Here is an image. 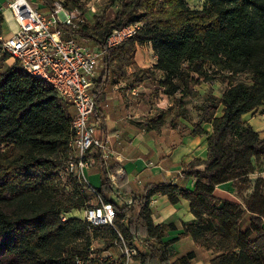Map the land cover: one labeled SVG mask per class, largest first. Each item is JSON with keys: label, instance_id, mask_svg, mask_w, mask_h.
I'll use <instances>...</instances> for the list:
<instances>
[{"label": "trees", "instance_id": "obj_1", "mask_svg": "<svg viewBox=\"0 0 264 264\" xmlns=\"http://www.w3.org/2000/svg\"><path fill=\"white\" fill-rule=\"evenodd\" d=\"M41 1L54 9L55 0ZM61 1L66 8L86 10L83 0ZM119 1L113 18L96 15L92 29L83 24L66 26L67 31L106 47L115 28L142 22L138 34L106 47L104 68L110 71L113 65L124 74L125 66L136 65L137 47L150 42L157 55L153 67L136 65L133 73L121 75L138 84L160 70L168 95L182 87L183 95L169 108L175 114L173 126L187 111L183 96L201 80L225 74L226 88L218 101L197 107L191 131L204 133L202 124L212 123L207 158L194 159L183 169L186 177L196 178L193 187L161 181L133 189L126 176L111 180L119 166L106 162L95 148L91 156L102 177L98 189L115 206L114 225L90 226L78 216L63 219L62 213L83 209L91 199L74 173L59 176L71 154L74 105L18 60L8 63L7 56H0V264H77V257L87 259L123 242L137 248L135 240L144 247L140 264H193L195 250L170 259L175 251L164 236L175 225L154 222L150 201L155 193L166 194L172 203L181 197L190 201L194 219L184 224L182 235L211 250V264H264V176L254 181L244 204L215 193L216 185L230 180L244 187L253 172L264 169V137L243 118L264 103V0H204L201 8L188 0ZM105 86L97 81L93 91L97 107L92 118L103 132L99 104ZM219 104L222 114L217 115ZM113 191L130 192L132 201L111 198ZM97 241L102 244L95 246ZM92 258V264H100Z\"/></svg>", "mask_w": 264, "mask_h": 264}, {"label": "crops", "instance_id": "obj_2", "mask_svg": "<svg viewBox=\"0 0 264 264\" xmlns=\"http://www.w3.org/2000/svg\"><path fill=\"white\" fill-rule=\"evenodd\" d=\"M34 1L40 4L39 6H44L38 0ZM5 22L11 27L5 35L16 31L17 23L8 6V0H0L1 34H3L2 27ZM135 61L138 67H153L157 61V55L150 42L137 47ZM136 65L125 66L124 74L113 65L110 71H105L104 66L97 70L95 86L97 81L101 85H106L104 97L99 104L105 117L106 131L97 130V135L104 137L110 149L105 161L118 165V169L123 171L122 176L127 177L133 189L147 183L161 181H175L180 185L193 187L196 178L186 177L183 169L194 159L207 158L208 136L212 132L213 125L211 122H204L202 127L206 132L192 133L198 114L188 105H186V113L176 120V125H171L175 114L169 108L174 104V97L179 95L163 96V100H160L158 87L161 88V85L159 83L154 85V79L150 78L137 84L133 78L123 77L133 73ZM153 71L157 72L155 76L159 81L163 72ZM261 108L263 113L252 115L248 112L243 115V118L264 137V104L260 106ZM220 114L222 111L217 113V115ZM88 172V180L96 187H100L102 177L95 158ZM257 175L264 176V169L252 173V179ZM236 187L234 180L226 181L216 185L215 193L220 197L240 200L235 195ZM110 196L121 202L132 201L130 192L113 191ZM150 208L155 223L172 222L175 225L169 228L164 236L165 241H171L170 248L179 255L195 250L193 264H211V251L198 246L191 236L182 235L184 224L194 219L188 199L181 197L177 203H172L166 194L155 193L151 198ZM72 212L73 210L68 214H73ZM135 243H137L136 240ZM101 244L100 241L94 243L95 246ZM120 248L119 253L111 251V248L103 253L120 256L122 247ZM130 264H140V262L133 258Z\"/></svg>", "mask_w": 264, "mask_h": 264}, {"label": "built area", "instance_id": "obj_3", "mask_svg": "<svg viewBox=\"0 0 264 264\" xmlns=\"http://www.w3.org/2000/svg\"><path fill=\"white\" fill-rule=\"evenodd\" d=\"M101 0H90L86 7L95 10ZM17 29L10 35L0 33V56L18 60L29 73L44 78L55 88L57 94L70 101L75 108L73 118L74 136L69 142L71 154L59 176L74 173L80 189L92 193L84 208V219L90 226L114 225L116 209L112 201L106 200L98 187L87 178V170L94 164L91 153L99 149L104 159L108 158L109 146L97 135V122L92 115L97 107L94 95L97 70L104 66L106 47H112L139 33L143 23L136 21L115 28L106 39V47L100 44L79 42L67 31L66 26H80L85 22L81 8H66L61 0L54 3V9L39 10L34 0H8ZM122 176V169L110 178L116 183V176ZM175 182V181H174ZM66 219L65 215H62ZM122 254L92 253L89 258L77 257V264H92V257H98L100 264H130L138 249L125 242Z\"/></svg>", "mask_w": 264, "mask_h": 264}, {"label": "rangeland", "instance_id": "obj_4", "mask_svg": "<svg viewBox=\"0 0 264 264\" xmlns=\"http://www.w3.org/2000/svg\"><path fill=\"white\" fill-rule=\"evenodd\" d=\"M38 1L40 3H43L41 0H38ZM55 1H57V0H55ZM83 1L88 3V1H90V0H83ZM203 1L204 0H188L190 6H192L194 8H201L203 3H204ZM109 3H110L109 0H101L99 3H97L95 5V8H96L95 10H91V9H88L86 7V10L84 11L85 22L83 23L86 26V28L92 29V27H93V25H94V23L96 21V15L105 14L104 15L105 16V20L111 19V18L114 17V15L116 14L117 10L121 7L122 3L119 0H114V2L111 3V4H109ZM43 5L44 6H42V7L39 6L40 7L39 10H41L43 12L46 11V10L48 11V9H47L48 7L46 6V4L43 3ZM2 28H3L2 29V31H3L2 33H3V35H5L10 30L11 27L5 22L3 24ZM75 38L81 43H86V44L95 43V41L92 40L91 38L82 37L80 35L76 36ZM13 61H14V59L9 57L8 63H12ZM211 71H212V69H209V73ZM156 73L157 72H154V75ZM161 76L163 77V74ZM152 79H154V82H153L154 85H156L158 83L160 84V80L158 81V79H156V76H154ZM175 81L177 83L180 82L179 79H175ZM227 82H228V79L225 76V74H218V75L214 74L213 78H211L209 80H206V81L201 80V82L199 84L195 85L194 89L190 93L185 94L183 96L184 99H185V102H186L185 106L188 105L193 112H196L198 114L197 107H199L201 105H204V104H207L210 100H213V99H217L216 101H218L219 97L221 96V94L223 93L224 89L227 86ZM182 90H183V88L181 87V89L178 90L176 92V94H178L179 96H182L183 92H184ZM158 92H159L158 93V98H160V100H163V98H164L163 96H167L168 95L165 92V88L162 85H161V88L158 87ZM179 93H181V94H179ZM176 94L168 95V96H175ZM179 96H175L174 97V103H175L176 99ZM159 102L162 103L161 101H159ZM260 106L256 110L251 111L250 113L252 115H257L258 113L259 114L263 113L262 108L260 109ZM221 111H222V105L219 104L217 113H220ZM87 173L89 174L88 170H87ZM254 177L255 178L252 179V174H251V180H250L251 182H249L247 185H244L245 188L242 185H240V184L235 182V184L237 186L236 187L237 191H235V195L240 199V200H237V201H239V202L244 204L245 201L248 199V197L250 196V194H251V192L253 190V183H254V181H256V179L259 177V175L254 176ZM250 188H251V190L249 191ZM88 194L90 195L91 198H93L94 200H97L92 193H88ZM72 213L73 214H68V212H67V213H62V215H65L66 218L70 217V215L78 216V217H81L83 219L85 217L84 216V208L83 209H73ZM249 215H250L249 213L246 214L245 220L248 219ZM246 224H247V222H245V225ZM136 241H137V243H135V244L137 245L139 254L137 255V257L134 256V259L135 260H139V262H140V257H141L140 253L144 251V247H143L142 243L139 240H136ZM120 246H121L120 244L112 246L111 247V251H113V252L116 251V252L119 253L121 251ZM208 251H211V250H208ZM175 252L170 257V259L172 261L176 260L180 256L179 254H177V252L176 253ZM212 256H213V253H212L211 257ZM148 262H149L148 264H157L156 260H149ZM94 263L97 264V261H94Z\"/></svg>", "mask_w": 264, "mask_h": 264}]
</instances>
